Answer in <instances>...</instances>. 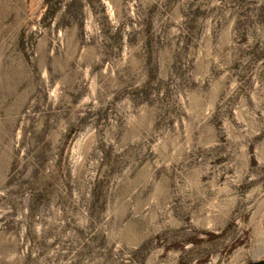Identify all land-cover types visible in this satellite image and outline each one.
<instances>
[{
  "label": "rangeland",
  "instance_id": "rangeland-1",
  "mask_svg": "<svg viewBox=\"0 0 264 264\" xmlns=\"http://www.w3.org/2000/svg\"><path fill=\"white\" fill-rule=\"evenodd\" d=\"M264 259V0H0V264Z\"/></svg>",
  "mask_w": 264,
  "mask_h": 264
},
{
  "label": "water",
  "instance_id": "water-1",
  "mask_svg": "<svg viewBox=\"0 0 264 264\" xmlns=\"http://www.w3.org/2000/svg\"><path fill=\"white\" fill-rule=\"evenodd\" d=\"M246 264H264V259L252 260Z\"/></svg>",
  "mask_w": 264,
  "mask_h": 264
}]
</instances>
